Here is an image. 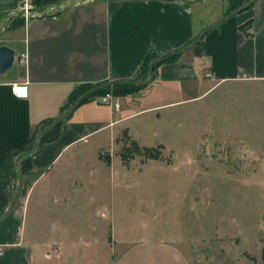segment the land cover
<instances>
[{"label": "crops", "instance_id": "1", "mask_svg": "<svg viewBox=\"0 0 264 264\" xmlns=\"http://www.w3.org/2000/svg\"><path fill=\"white\" fill-rule=\"evenodd\" d=\"M197 6L209 3L97 0L59 16L26 20L11 32L4 45L16 51V62L0 77V155L18 149L43 122L57 118L79 86L133 80L147 56L189 47L208 29L197 49L162 65L152 84L118 98L119 110L97 99L86 102L64 122L56 141L42 145L19 182L13 207L0 219V264H195L193 248L198 263L208 264L206 246L218 249L224 243L239 249L236 264H246V254L253 257L241 248L248 233L239 220L230 221L237 232L206 236L203 230L196 239L171 231L165 238L118 243L114 236L110 242L108 230L105 257L98 259L93 251L76 256L103 241L78 237L72 186L82 185L93 157L117 148L124 132L150 147L144 144L151 143L144 141L146 134L157 135L169 123L172 128L178 108L195 109L192 119L199 121L198 114L204 116L211 104L208 123L213 119L216 125L199 137L215 136L242 162V171L225 179L245 184L246 191L264 187V131L256 140L252 124L257 115L264 125V0L218 24L219 18L196 16ZM15 84L27 86L26 97L14 93ZM180 119L187 126L189 114ZM256 240L262 248L264 234ZM255 258L262 259V253Z\"/></svg>", "mask_w": 264, "mask_h": 264}, {"label": "rangeland", "instance_id": "2", "mask_svg": "<svg viewBox=\"0 0 264 264\" xmlns=\"http://www.w3.org/2000/svg\"><path fill=\"white\" fill-rule=\"evenodd\" d=\"M26 5L34 7L22 0L20 8ZM228 7L229 0H213L206 8L197 6L196 16L203 14L211 21L222 20L235 12L228 13ZM8 14L7 11H0V21ZM17 26L0 38V45L12 40L11 32ZM209 106L212 107L211 104ZM210 107L206 108L204 116L198 114L199 121L192 119L195 109L187 107L180 111L178 108L174 111L178 116L174 115L176 119L172 128L169 123L157 135L146 134L144 141L151 143L144 144L150 147H157L155 144L158 142L164 144L160 160L136 156L129 163L124 162L120 156L122 143L114 150L100 151L99 158L97 154L93 157L92 168L83 172L82 185L72 186L77 195L75 223L78 237L86 236L103 243L94 248L87 245L76 251V256L93 251L100 255L98 259L105 257L108 253L105 243L108 230L111 232L110 242L114 236L118 243H134L151 237L165 238L171 231L196 239L201 232L203 234V230L206 236L221 231L237 232L239 227L230 223L233 220H239L242 230L248 233L241 248L253 257L261 256L262 248L256 244V238L264 234L261 223L264 221V187L255 185L246 191L245 184H234L225 179V175L242 171V162L234 160L227 146L215 136L203 134L199 137L205 128L216 125L213 119L208 123L212 113ZM186 112L189 114V120L185 119L187 126L185 123L181 125L180 119ZM253 121L254 135L259 141L263 136V121L262 118L257 120V115ZM19 182L14 181L7 190V207L15 198ZM219 247L212 249L206 246L208 264H236L239 249L229 243ZM190 255L195 264H199L196 249L193 248ZM244 260L246 264L252 263L247 256ZM257 264L264 262L257 259Z\"/></svg>", "mask_w": 264, "mask_h": 264}, {"label": "trees", "instance_id": "3", "mask_svg": "<svg viewBox=\"0 0 264 264\" xmlns=\"http://www.w3.org/2000/svg\"><path fill=\"white\" fill-rule=\"evenodd\" d=\"M63 1L64 0H32V5L36 8H41L58 4ZM252 1L254 0H229L228 13L234 11L237 12L239 10L244 11L246 10V5ZM25 21L26 20L24 19H20L16 21L13 26L18 25L17 28H19ZM195 40L190 44V46L195 42ZM200 45L201 42L195 47V49H197ZM183 52L184 51L181 49L170 52L164 56H147L138 74L133 80L107 82L97 85L85 84L79 86L71 94L68 104L62 109L61 114L57 118L43 122L42 125L37 127L32 138L23 142L18 149L10 153L0 155V219L4 217L9 209V206H11L10 204L7 207V190H9L14 181H21L23 174L30 170L32 158L39 153L42 145L54 142L60 137L62 125L76 108L86 102L94 101L107 94H112L116 98H122L145 89L150 85L149 81L152 77L151 68L156 61L161 59L154 64V80L158 69L162 65L177 62ZM54 123L56 124L52 127ZM40 136L41 138L39 140L38 147L36 140ZM119 143H122L120 156L124 162L126 161L129 163V161L133 160L136 156H143L146 160H160L162 158V151L164 149L162 144L157 147L141 146L136 140L130 137L128 132H124L122 134V136L118 139V144ZM245 256H247V258L252 262L250 264H257V259L255 257H251L247 254ZM262 261L264 262V241L262 242Z\"/></svg>", "mask_w": 264, "mask_h": 264}, {"label": "water", "instance_id": "4", "mask_svg": "<svg viewBox=\"0 0 264 264\" xmlns=\"http://www.w3.org/2000/svg\"><path fill=\"white\" fill-rule=\"evenodd\" d=\"M96 1L97 0H65L61 3L46 6V7H41V8H36V7L20 8V4L22 3V0H0V11L9 12V14L0 21V38L6 35L8 31L10 30V28L13 26V24L20 19L30 20L33 18H51V17L59 16L61 14H64L68 11H71L77 8L85 7ZM180 1H183L187 4H193V5H206L213 0H180ZM256 1L257 0L252 1L251 3L246 5L245 8L246 9L250 8L252 5H254V3H256ZM240 11L241 10L226 16L222 20L218 21L216 24L222 22L223 20H226L227 18L233 16L234 14L239 13ZM207 31L208 29L203 31V33L195 40V42L191 46L182 49V51L186 52L187 50L195 48L200 43V41L203 39V37L206 35ZM15 62H16V51L13 50L9 46L0 45V77L5 75L9 70H11ZM154 64L151 68L152 77L149 81V84H152L154 81ZM55 124L56 123H54L52 127ZM41 136L38 137V139L36 140V144L38 147H39V140ZM14 200L15 198L13 199L8 211H10L11 208L13 207Z\"/></svg>", "mask_w": 264, "mask_h": 264}, {"label": "built area", "instance_id": "5", "mask_svg": "<svg viewBox=\"0 0 264 264\" xmlns=\"http://www.w3.org/2000/svg\"><path fill=\"white\" fill-rule=\"evenodd\" d=\"M25 7H29V6L26 5ZM25 61H26V57H25V55H23L21 57V59L19 60V63L24 64ZM206 77L209 78L210 74H207ZM13 91L19 97H26L27 96V86L26 85L15 84L13 86ZM97 100L102 105L112 106L116 110L120 109V104L118 102V98L114 97L112 94H107L105 96L99 97V98H97ZM0 255H3V249L2 248H0Z\"/></svg>", "mask_w": 264, "mask_h": 264}]
</instances>
